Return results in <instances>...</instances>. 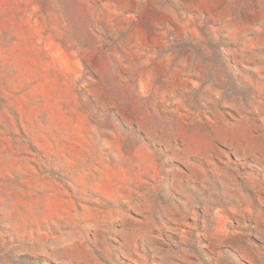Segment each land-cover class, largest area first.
Instances as JSON below:
<instances>
[{
    "label": "rangeland",
    "instance_id": "1",
    "mask_svg": "<svg viewBox=\"0 0 264 264\" xmlns=\"http://www.w3.org/2000/svg\"><path fill=\"white\" fill-rule=\"evenodd\" d=\"M0 264H264V0H0Z\"/></svg>",
    "mask_w": 264,
    "mask_h": 264
}]
</instances>
